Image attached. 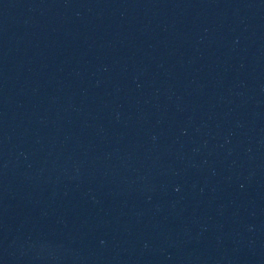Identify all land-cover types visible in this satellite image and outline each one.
Masks as SVG:
<instances>
[{
	"label": "water",
	"instance_id": "95a60500",
	"mask_svg": "<svg viewBox=\"0 0 264 264\" xmlns=\"http://www.w3.org/2000/svg\"><path fill=\"white\" fill-rule=\"evenodd\" d=\"M0 264H264V0H0Z\"/></svg>",
	"mask_w": 264,
	"mask_h": 264
}]
</instances>
